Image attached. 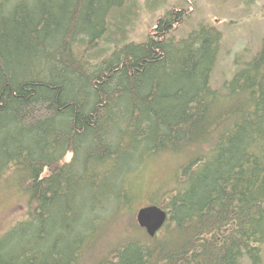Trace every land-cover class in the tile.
Listing matches in <instances>:
<instances>
[{"label": "trees", "instance_id": "trees-1", "mask_svg": "<svg viewBox=\"0 0 264 264\" xmlns=\"http://www.w3.org/2000/svg\"><path fill=\"white\" fill-rule=\"evenodd\" d=\"M124 1L0 0V189L24 210L0 264H264V39L212 89L222 34L177 38L171 9L128 42ZM138 197L167 214L153 238Z\"/></svg>", "mask_w": 264, "mask_h": 264}, {"label": "rangeland", "instance_id": "rangeland-1", "mask_svg": "<svg viewBox=\"0 0 264 264\" xmlns=\"http://www.w3.org/2000/svg\"><path fill=\"white\" fill-rule=\"evenodd\" d=\"M124 3L130 5L127 0ZM136 3L138 8L127 19V22H132L128 27L125 26L128 42H144L159 18L171 9H187L189 12V17L173 33L177 38L186 37L190 31L203 24L214 26L222 34L217 60L210 76L212 89L220 88L231 78L232 73L249 61L264 39V0H136ZM104 45V42H100L99 46ZM69 159L70 154L66 157L67 161ZM167 159L161 155L148 164L141 177L138 194L157 190L163 181L159 174L170 167ZM171 162L169 159L170 165ZM17 197L13 188L0 189V231L6 223L23 217L24 210L15 202ZM136 200V209L147 203L144 198ZM123 228L122 222L119 223L114 232L117 234L106 233L105 239L121 236Z\"/></svg>", "mask_w": 264, "mask_h": 264}, {"label": "water", "instance_id": "water-1", "mask_svg": "<svg viewBox=\"0 0 264 264\" xmlns=\"http://www.w3.org/2000/svg\"><path fill=\"white\" fill-rule=\"evenodd\" d=\"M138 226L153 238L161 230L167 220V214L161 208L151 205L137 210L135 216Z\"/></svg>", "mask_w": 264, "mask_h": 264}, {"label": "bare ground", "instance_id": "bare-ground-1", "mask_svg": "<svg viewBox=\"0 0 264 264\" xmlns=\"http://www.w3.org/2000/svg\"><path fill=\"white\" fill-rule=\"evenodd\" d=\"M125 30V29H124ZM147 205V204H146Z\"/></svg>", "mask_w": 264, "mask_h": 264}]
</instances>
